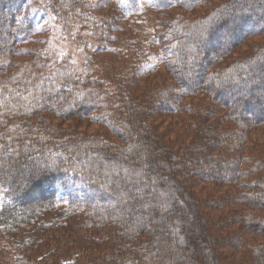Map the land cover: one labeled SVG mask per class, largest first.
<instances>
[{
  "label": "trees",
  "instance_id": "trees-1",
  "mask_svg": "<svg viewBox=\"0 0 264 264\" xmlns=\"http://www.w3.org/2000/svg\"><path fill=\"white\" fill-rule=\"evenodd\" d=\"M94 1L0 0V260L264 264V0Z\"/></svg>",
  "mask_w": 264,
  "mask_h": 264
},
{
  "label": "rangeland",
  "instance_id": "rangeland-1",
  "mask_svg": "<svg viewBox=\"0 0 264 264\" xmlns=\"http://www.w3.org/2000/svg\"><path fill=\"white\" fill-rule=\"evenodd\" d=\"M96 1V2H95ZM96 6H94V13L100 20L103 16V13L110 7H112L115 3L118 1L121 2L123 0H95ZM140 4V10L137 14V19L141 20L142 23V29H145L146 32L149 34H152V32L156 29V13L154 9V5L152 3V0H138ZM34 6V5H33ZM209 10L204 9V12H208ZM134 17H128L125 19V22L122 24L123 29L127 27V24L131 21V19ZM42 35H46L45 32ZM115 38L117 39L120 37L119 33H113ZM89 41L91 42V49H87L86 53H82L80 51L76 52L77 50V43L70 45V50L72 52V56L76 58L77 64L79 66H82L83 63L86 61L83 57L88 56L91 59V65L90 67L93 68V63H98V61H107L111 58L112 53L109 50H96V47L98 46H104V41H99L96 37L90 38ZM112 43H114L113 40H111ZM258 44H264V37L262 38H255V39H249V41L241 47V50L243 53H250L251 50L254 49V47ZM72 48V49H71ZM75 54V55H74ZM159 60L160 55L155 56L153 60H151L147 65L146 68H144L142 76L139 77V83L138 85L143 81V77L145 75L151 74L154 72L156 68L159 67ZM152 79V78H151ZM153 80V79H152ZM149 83L148 81H144L143 84L140 85V88L145 87L146 84ZM252 138L255 139L258 143H264V128L258 129L252 134ZM254 140V141H255ZM0 204H1V195H0ZM68 241L61 239L59 242H54L52 244L53 247H57L60 250L62 248H67ZM2 256V254H1ZM72 256V252L69 256H67V259ZM74 256V254H73ZM72 256V257H73ZM0 264H8L6 262V258L1 257ZM222 264H238V258L236 256L231 257L228 256L223 259Z\"/></svg>",
  "mask_w": 264,
  "mask_h": 264
}]
</instances>
